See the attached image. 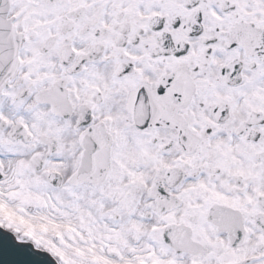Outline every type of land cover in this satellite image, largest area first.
Here are the masks:
<instances>
[{
    "label": "snow or ice",
    "instance_id": "1",
    "mask_svg": "<svg viewBox=\"0 0 264 264\" xmlns=\"http://www.w3.org/2000/svg\"><path fill=\"white\" fill-rule=\"evenodd\" d=\"M0 264H264V0H0Z\"/></svg>",
    "mask_w": 264,
    "mask_h": 264
}]
</instances>
